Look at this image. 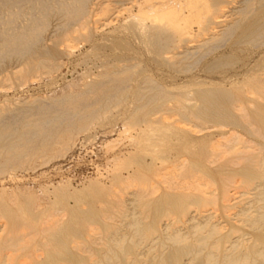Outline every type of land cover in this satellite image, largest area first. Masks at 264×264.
Wrapping results in <instances>:
<instances>
[{
  "label": "bare ground",
  "instance_id": "bare-ground-1",
  "mask_svg": "<svg viewBox=\"0 0 264 264\" xmlns=\"http://www.w3.org/2000/svg\"><path fill=\"white\" fill-rule=\"evenodd\" d=\"M83 41L79 59H97L98 70L72 79L78 92L0 103V217L12 220L15 205L27 226L9 233L5 221L0 264H84L72 241L94 207L69 198L130 185L147 219L132 213L131 244L107 236L96 264H264V0H0V87L54 74ZM123 105L131 115L110 126ZM124 139L134 151L121 153ZM147 140L149 162L138 153ZM88 149L97 159L114 152L86 176ZM29 169L59 176L11 180Z\"/></svg>",
  "mask_w": 264,
  "mask_h": 264
},
{
  "label": "rangeland",
  "instance_id": "rangeland-1",
  "mask_svg": "<svg viewBox=\"0 0 264 264\" xmlns=\"http://www.w3.org/2000/svg\"><path fill=\"white\" fill-rule=\"evenodd\" d=\"M88 44L89 43H87L85 41H83L82 43L81 42L72 43V45L74 46V48H73L74 52L69 56V58H68V56L66 58L65 55L62 56V58H61V61H62L61 67L54 74H51V75L44 74V75H41L40 78L38 77L39 79L37 77H33V78H30L29 82H27V83H24L25 81H16L14 79L8 81L7 82L8 84H7L6 87H8V85L11 84V86H9V90L6 89V88L4 90L3 88L0 87V89H2V90H0V103H2V102L4 103L5 100L8 99L7 100L8 102L4 103L6 105H4L3 103L1 105L4 106V108L7 107V109L9 107L15 108V106L17 107L18 105L22 106V102H26L25 99H29V98H32V99L33 98H39V99L45 98V99H50L51 100L53 98L67 96V95H70V94L78 92L79 89H76L74 87H69L71 85L70 82H73L72 79L74 80L76 78V76H78V78H79V74L82 73L86 69L87 70L90 69V72H95V71L98 70L97 66H95V65H98V60L97 59H94L93 57H90V59L87 60V62L85 61V64H82L83 60L79 59V57H82L83 55L85 56V54H86L85 52L89 50V48H88L89 45ZM60 48L65 49V45H61ZM84 48H85V50H84ZM87 65H89L88 66L89 68L87 67ZM10 76L13 77L12 75H10ZM77 79H75L74 81H76ZM80 79L81 80H79V81L82 82L83 79L82 78H80ZM12 84H13V86H12ZM4 92H5V94L7 93L6 96H5ZM256 96L257 95H255L254 97H256ZM3 98H4V100L2 101ZM130 110H132V108H129L126 105L125 106L123 105V106H121V107H119L117 109H114V111L112 113L113 114L112 115V124L110 126H112L114 124H117L118 126H121V120L124 119V118H128L131 115ZM138 113L141 114L142 111H138ZM107 127H108V125L107 126L104 125L103 127H96V128H92V129L87 130V131H88V133L89 132L90 133H94L96 131H102L103 132V131H105V129H107ZM87 131L80 133L78 137H80L83 134H88ZM133 132L136 134V131H133ZM216 139L220 140L221 137H218ZM130 141H132V143H133L132 145L130 144ZM222 141H224V140L222 139ZM144 142H146V145L147 144L148 145L147 146L144 145L145 144ZM144 142H143L144 148L148 147V146L151 147L150 146V142L148 140L144 141ZM135 143L136 142L133 139L132 140L124 139L123 142H120V144L118 145V148L121 147V146H123V147L127 146L128 149L126 151H122L121 153H126L127 151H134L133 149L135 147ZM253 144L255 145V143H253ZM88 151L89 152L86 151V152L82 153V155H83L82 159H84V158L85 159L84 160L81 159V160H82V162L85 161L84 162L85 165L83 166L84 170L82 168L80 169L82 173L85 172L84 174L86 176L87 175H91L92 172H94L95 165L99 164L100 162L102 164H104L105 161L107 160L108 156H110L109 157V159H110L112 157V155H113V152H114L113 151V152H110V153H105V154L102 155V157H99L97 159L94 156V154L91 152L90 149H88ZM148 152L149 151H147V148H145L144 150L142 149V150L138 151L139 155H141L142 158H144V160L146 159L145 161L149 162L150 160H149V153ZM121 153H120V150L116 151L117 155H120ZM224 154H226V153H224ZM224 154H223V156L225 158H228L230 156L229 154H227L228 157H226L227 155H224ZM221 158L222 159L221 160L219 159L218 162L229 160V159H224L223 157H221ZM60 159H62V158H59L58 160H60ZM93 160L95 161V165L94 166H93V162H94ZM231 160H232V158H231ZM54 162H52V163H54ZM84 167H86V168H84ZM46 169L44 170V172H46ZM80 170L78 169L77 171H80ZM38 171L41 172L40 169H36V172H34L32 169H29V170H27L25 172L24 171L21 172V170H16L14 172L15 176H13L14 179H11V180L12 181L16 180V182L19 183V184L27 183V184H29L31 186H38V184L40 182L45 180L44 178H47L48 180H52V181L55 180L56 181L57 180L56 178L59 176V174H57L56 175L57 177H55L53 174L46 172V177L43 178V177H41L39 175ZM123 172H125V174H126L127 170L123 169ZM77 173H79V172H77ZM145 176L149 177L151 179L153 175H152V173H150V171H148V173L145 172ZM154 178H157V176H155ZM11 180L9 181V179H6L5 180L6 184L7 185L13 184V183H11ZM181 180L184 181L185 179L184 180L181 179ZM72 182L74 184V185H72V188L75 187V188L79 189V188L82 187V185H78L79 187L78 186L76 187L75 184L77 182L75 183L74 179L72 180ZM0 183H1V181H0ZM104 184H108V182L105 181ZM233 186H236V185L233 184ZM242 187L243 186H241V184H240V187H238L235 190L241 191ZM136 188L137 187H135V185H130V186L125 187L124 190L121 191V192L116 190V189H113V190L104 189V188H102V190L101 189H95V190H89L90 192L87 191L85 194H83L81 196L80 201L78 199L73 198V197H71V199L69 198L68 203H69L70 206H73L74 203H75L74 205H76L77 203L78 204L82 203V205L83 204L84 205L87 204L88 206L93 205V207H94L93 211L95 212V217H93L92 221L87 220L88 221L87 223H86V221L84 219L85 223H84V221L82 223V226H81L83 228V229L81 228L83 230L82 233H85V234L78 235L79 237L78 236L74 237V239L76 238L75 239L76 241H74V243L72 241V244H75L76 242H78L80 244V247H74L75 250L73 249L72 251L74 253L79 252L77 254L81 255L82 258H85L84 259L85 260L84 264H89V263L90 264H96L94 261L97 262V261L103 259L102 252L106 249V247H104L106 245L104 243H102V242H106V244L111 242V244H113V242H112L113 239L117 237L116 239L118 240V235L119 236L122 235V237L126 235L125 238H124L125 239V243L124 244H127L128 242L131 241V239H130V241L127 242V239L129 240V237L132 238L131 235H133L131 232L129 234L128 230L130 231L131 229H129V227L127 225L129 224V221L131 219H134V217L132 216V213L138 214V216L136 215L137 218L139 217V218H143V219L146 218L147 219V217H146L147 216V211H148L147 208L144 207L143 205H141V206L138 205L137 206L136 203L134 204V202L132 201L133 196L128 194L129 192H131L133 190L135 191ZM235 190H233V192H235ZM217 192H220V190L217 191ZM236 195L240 196L238 193H236ZM239 198H240V200H239ZM239 198L236 199V200H238V201L242 200L243 201V197H239ZM72 200H74V201H72ZM84 205L82 207H84L85 209L89 208V207H87V205L86 206H84ZM11 207H12L11 208L12 212L15 213V216L13 215V219L12 220H11V218H12L11 216L12 215L10 217H8L6 215L3 216V217L2 216L0 217V230H1L0 231V236H1V239L4 238L5 235H8L9 233H11L12 232L11 230L14 229V227H16V226L17 227L15 229L19 228V230H21V229L23 230V228H24V230H26V228H27L26 224L22 223V225H21V222H22L21 219L22 218H20L21 216H20L19 212L17 211V209H15L16 208L15 205H12ZM235 211H236V209H230L227 212L225 211V209H221V211L219 209V210L216 211V213H218L219 216L220 215L227 216V215H230V214L232 215V213L235 212ZM229 212H230V214H228ZM14 213H12V214H14ZM70 214H72V213L69 212V214H67V217L64 218V220L66 219L65 222H67V218H70L72 216V215L70 216ZM7 217L10 218V220H6ZM14 217H15V220H14ZM2 218H3V220H2ZM19 218L21 220L20 222H18ZM3 221H4V223H2ZM5 221H8V222L12 221V223L10 222L11 224H7L8 222L6 223ZM16 221H17L18 225L14 224V222H16ZM5 223L7 225V228L9 227V225H11L10 227H12V225H13V228L12 229L10 228V230H9V228L8 229L7 228H3L5 226ZM43 223H44V221H43ZM44 224L46 226V223H44ZM44 224H42V221L38 223L39 227H40V225L42 226V227H40V229L43 228ZM1 227H2V229H1ZM6 229L9 230V233H8V231L6 232ZM125 232H127L128 235ZM1 233L3 234V237H2ZM123 233H124V235H123ZM86 234H87V236H86ZM108 234H110V235H108ZM111 234H113L115 237L113 235H112L113 236L112 237ZM80 236H82L81 237L82 239L80 238ZM83 236L85 237V239H84ZM89 236H91V237H89ZM107 236H109V238L111 237L112 241L109 240V238ZM94 237L97 238V239H93V241H95V242L98 239H100V240H98L96 242L97 244H95V242L91 241L92 238H94ZM119 238H121V236ZM69 239L71 241V238H69ZM72 239H73V237H72ZM101 240H103V241H101ZM84 241L85 242L87 241V243H85ZM99 241H101L100 242L101 244L99 243ZM131 242L128 243V244H131ZM102 245H103L104 248L102 247ZM76 248L78 249V251L76 250ZM82 248H83L84 251L82 250ZM141 248L142 247L140 246V249ZM50 249H51V247H50ZM138 249H139V247L137 248V250ZM140 249H139V251H143V249H141V250ZM6 250H9V249H6ZM45 251H46V248H45ZM75 251H77V252H75ZM9 252H10V250H9ZM21 253H22L23 256L19 257L21 259L20 261L27 260V258H26L27 255L23 254V251L20 252V255H21ZM44 254L45 253H43V255ZM83 255L86 256V257H84ZM98 255H99V257H98ZM92 256H93V258H92ZM88 257H89V260H88ZM131 257H132V255H131ZM24 258H25V260H24ZM90 258L92 259V261H91ZM62 262L60 264H69L68 262H63V263ZM87 262H89V263H87Z\"/></svg>",
  "mask_w": 264,
  "mask_h": 264
}]
</instances>
